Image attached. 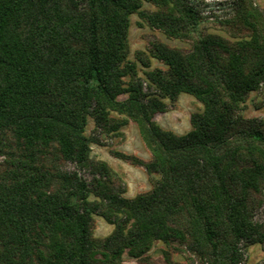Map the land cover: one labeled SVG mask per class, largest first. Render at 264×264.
<instances>
[{
  "label": "trees",
  "instance_id": "16d2710c",
  "mask_svg": "<svg viewBox=\"0 0 264 264\" xmlns=\"http://www.w3.org/2000/svg\"><path fill=\"white\" fill-rule=\"evenodd\" d=\"M228 7L211 23L225 37L191 0H0V264L147 263L156 242L200 264H244L264 245V120L244 115L264 89V7ZM132 15L191 49L151 41L168 70L142 78L128 59ZM182 94L204 110L177 135L154 118ZM90 117L105 134L137 124L152 160L114 155L159 177L150 192L124 197L92 158ZM95 216L109 237H94Z\"/></svg>",
  "mask_w": 264,
  "mask_h": 264
},
{
  "label": "rangeland",
  "instance_id": "374dc122",
  "mask_svg": "<svg viewBox=\"0 0 264 264\" xmlns=\"http://www.w3.org/2000/svg\"><path fill=\"white\" fill-rule=\"evenodd\" d=\"M232 0H191L199 11L206 18H211L207 26L211 33H216L228 37L227 33L214 23L216 19L223 21L230 17L231 10L228 4ZM261 7H264V0H254ZM143 10L155 12L157 8L148 2H143ZM218 22H216L217 24ZM153 40H158L167 46L183 51L191 49V43L187 41L171 39L163 32L151 29L143 22L138 15L131 16V27L129 30V61L138 66L139 75L145 78L146 73L161 69L168 70V67L162 62L153 59L149 54V45ZM143 53L149 59L151 67L145 69L139 63L137 57ZM128 97L123 96L121 100ZM168 105V112L158 114L154 121L166 131H171L177 135H186L192 130L191 116L195 113H201L204 110L203 105L193 96L188 94L180 95L176 103L165 101ZM245 117L248 119L264 120V89L260 92L251 94ZM119 121L126 119L124 116L114 115ZM87 136L92 141V158L96 161L106 162L113 170L116 176V183L119 188L126 189L124 197L134 199L141 194L150 192L159 177L157 175L148 176L143 168L135 167L115 157L114 153H124L138 157L146 162L152 160V155L143 142L138 126L133 121L123 127L119 132L105 134L96 127L93 118H89L87 126ZM74 171L75 168L70 166ZM94 237L96 239H105L114 231V226L108 224L103 218L95 216ZM257 221L264 224V205L257 215ZM147 263L140 262L128 255L124 256V264H169L168 259L174 264H200L195 257L185 252L178 246L168 247L162 242H156L150 253L147 255ZM244 264H264V245L251 246L245 256Z\"/></svg>",
  "mask_w": 264,
  "mask_h": 264
}]
</instances>
